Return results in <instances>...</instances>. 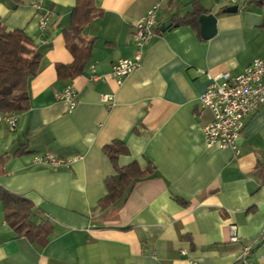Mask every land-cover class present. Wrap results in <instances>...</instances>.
I'll use <instances>...</instances> for the list:
<instances>
[{"label": "crops", "instance_id": "crops-1", "mask_svg": "<svg viewBox=\"0 0 264 264\" xmlns=\"http://www.w3.org/2000/svg\"><path fill=\"white\" fill-rule=\"evenodd\" d=\"M88 3L91 18L70 30L77 0H0V22L23 30L41 53L28 108L13 130L0 121V264H229L246 243L251 263L264 264V240L254 241L264 230V104L243 118L234 156L206 144L211 113L198 100L206 73L235 75L264 58V0ZM154 3V34L139 66L120 83L89 80L90 65L102 75L132 56V25ZM203 12L216 16L209 38L200 35ZM167 22L176 25L161 29ZM66 85L76 93L72 109L59 96ZM105 93L110 103L100 100ZM118 143L125 150L117 165L147 175L102 205L107 180L119 178L104 148ZM46 152L66 163H32ZM9 194L26 199L29 211L7 210ZM230 224L238 241L228 239Z\"/></svg>", "mask_w": 264, "mask_h": 264}, {"label": "built area", "instance_id": "built-area-1", "mask_svg": "<svg viewBox=\"0 0 264 264\" xmlns=\"http://www.w3.org/2000/svg\"><path fill=\"white\" fill-rule=\"evenodd\" d=\"M157 7L158 3L152 4L133 23L132 56L117 60L112 64L110 71L102 75L95 73L94 66L90 65L89 80L112 79L120 83L126 75L139 66L142 50L154 34L153 25ZM47 22L48 12H40L37 24L41 34V43H45L43 32ZM206 75L208 83L198 96L200 107L208 109L211 113L210 121L203 127L206 144H217L229 148L236 156L239 153L237 139L243 125V118L264 104V58H254L242 72L235 75H231L228 71L217 74L206 73ZM59 96L67 101L69 109L74 107L76 93L71 85H66ZM112 99V94L100 95V100L103 102L110 103ZM0 121L6 123L7 127L13 130L16 127L17 115L16 113H0ZM31 160L32 163L46 164L52 167L66 163L48 152L34 155ZM228 229L229 241H238L236 225L230 224ZM261 240H264V230L254 238V241ZM251 245V243L242 244L241 250L229 264H252L249 259ZM190 264H196V262L191 260Z\"/></svg>", "mask_w": 264, "mask_h": 264}, {"label": "trees", "instance_id": "trees-1", "mask_svg": "<svg viewBox=\"0 0 264 264\" xmlns=\"http://www.w3.org/2000/svg\"><path fill=\"white\" fill-rule=\"evenodd\" d=\"M80 1L77 0V5L71 12L70 30H80L81 25L91 18L89 0L82 1L83 3H80ZM79 9H84L85 11L86 18L84 20L79 17ZM40 61L41 53L36 50L33 41L23 30H7L0 22V113H19L28 108V81L38 71ZM61 66L58 65L57 67L60 68ZM80 69L81 63L73 68L72 73L74 74ZM115 148L110 145L104 148L119 178L117 181L111 178L107 180V194L99 202L102 205L109 204L120 198L123 191L135 179L147 175V171L139 170L134 164L123 167L118 166L116 156L119 152L124 151L125 148L120 143ZM2 200L7 210L11 205L13 207L19 205V208H23L26 212L30 209V203L24 198L14 197L9 194L3 196ZM11 215L12 213L10 212L7 214V216ZM25 215L27 216V214ZM17 224L29 226L25 216H20Z\"/></svg>", "mask_w": 264, "mask_h": 264}, {"label": "water", "instance_id": "water-1", "mask_svg": "<svg viewBox=\"0 0 264 264\" xmlns=\"http://www.w3.org/2000/svg\"><path fill=\"white\" fill-rule=\"evenodd\" d=\"M237 7L233 6L228 8V11H236ZM198 22L201 25L200 35L203 38H209L215 33V22H216V16L212 12H203L201 13L198 18ZM170 25H176L171 24L170 22H167L161 27L163 29L164 27H169Z\"/></svg>", "mask_w": 264, "mask_h": 264}]
</instances>
